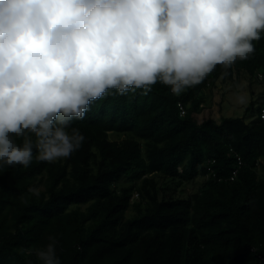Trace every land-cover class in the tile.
<instances>
[{
  "label": "trees",
  "instance_id": "16d2710c",
  "mask_svg": "<svg viewBox=\"0 0 264 264\" xmlns=\"http://www.w3.org/2000/svg\"><path fill=\"white\" fill-rule=\"evenodd\" d=\"M252 43L179 96L157 81L91 102L72 120L86 139L70 158L39 161L34 148L28 167L0 162V264H41L49 237L61 264H264V32ZM240 72L255 95L244 116L198 121L216 79ZM197 175L198 191L175 196Z\"/></svg>",
  "mask_w": 264,
  "mask_h": 264
},
{
  "label": "clouds",
  "instance_id": "9594fccd",
  "mask_svg": "<svg viewBox=\"0 0 264 264\" xmlns=\"http://www.w3.org/2000/svg\"><path fill=\"white\" fill-rule=\"evenodd\" d=\"M261 32L264 0H0V162L70 158L91 102L157 81L179 96L246 60ZM49 240L34 254L61 264Z\"/></svg>",
  "mask_w": 264,
  "mask_h": 264
},
{
  "label": "rangeland",
  "instance_id": "374dc122",
  "mask_svg": "<svg viewBox=\"0 0 264 264\" xmlns=\"http://www.w3.org/2000/svg\"><path fill=\"white\" fill-rule=\"evenodd\" d=\"M252 87L255 93L262 89L259 83L253 84ZM250 90L248 75L246 73H233L231 77L220 75L210 91L206 92L202 110L195 114L196 119L202 121L207 117H212L215 120H219L221 116H244V109L248 105V102L250 99H255V95L251 96ZM245 115L246 120H249L250 117H254L252 114V116H249V114ZM205 179V175H197L193 179L182 180L181 185L176 187L175 196L184 197L198 191L201 183H203ZM158 181L160 185H163L160 179H158ZM165 182L169 181L165 180ZM167 184L170 185L171 183ZM43 188V183H40L37 190H42ZM133 196V198H136L135 195ZM131 213L130 210L126 212L128 216L131 215Z\"/></svg>",
  "mask_w": 264,
  "mask_h": 264
},
{
  "label": "built area",
  "instance_id": "2783aa9c",
  "mask_svg": "<svg viewBox=\"0 0 264 264\" xmlns=\"http://www.w3.org/2000/svg\"><path fill=\"white\" fill-rule=\"evenodd\" d=\"M264 77V75L260 72H257L255 78H257L258 80H261ZM179 108H180V114H183L185 112L184 107H182V105L179 104ZM261 118L264 120V110H262L261 113ZM259 165V164H257ZM263 168H264V162H263ZM233 173H235V171H233Z\"/></svg>",
  "mask_w": 264,
  "mask_h": 264
}]
</instances>
